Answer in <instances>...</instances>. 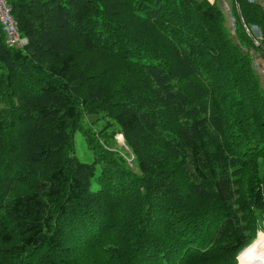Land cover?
<instances>
[{
  "label": "trees",
  "instance_id": "1",
  "mask_svg": "<svg viewBox=\"0 0 264 264\" xmlns=\"http://www.w3.org/2000/svg\"><path fill=\"white\" fill-rule=\"evenodd\" d=\"M231 1L9 0L0 264H239L264 225V0H238L246 27Z\"/></svg>",
  "mask_w": 264,
  "mask_h": 264
},
{
  "label": "rangeland",
  "instance_id": "2",
  "mask_svg": "<svg viewBox=\"0 0 264 264\" xmlns=\"http://www.w3.org/2000/svg\"><path fill=\"white\" fill-rule=\"evenodd\" d=\"M223 9H226V6L223 7V5L219 4ZM227 24L229 25L230 24V20H229V17L227 19ZM233 36H234V31H233ZM235 40H236V37H233ZM88 119V118H87ZM86 119V121H87ZM90 119H92V117H90ZM95 127V139H99L101 143L105 144L107 146V148H110V149H115V150H124L126 149V145H125V139H124V136L122 134H115L114 135V139L115 141L113 142L112 140H108L106 139V134L101 132L100 130L103 128L101 122L99 121L98 123H96L94 125ZM97 128L99 129V132L97 130ZM115 130H117V128H115ZM109 131H112V130H109ZM108 131V132H109ZM109 134H112L109 133ZM75 152H76V155L83 161V162H86V163H92L95 159V153L94 151L90 148L89 146V143L85 137V135L81 132V131H78L75 135ZM128 149V148H127ZM128 162L132 165V159L128 160ZM98 186V184L94 183L93 184V188L95 189L96 187ZM261 234V235H260ZM260 238H264V225L263 227L258 231V234H257V237L256 239L254 240V242L249 245L248 247H246L244 249V251L242 250L240 252V262L239 264H249L247 262V259H248V256L253 252V251H256L257 250V244H255L256 240L260 239ZM253 245V246H252ZM252 246V247H250ZM250 247V248H249ZM262 252V251H261ZM242 256V257H241ZM247 258V259H246ZM238 259H239V256H238Z\"/></svg>",
  "mask_w": 264,
  "mask_h": 264
},
{
  "label": "built area",
  "instance_id": "3",
  "mask_svg": "<svg viewBox=\"0 0 264 264\" xmlns=\"http://www.w3.org/2000/svg\"><path fill=\"white\" fill-rule=\"evenodd\" d=\"M0 23L3 31L6 34V41L8 45L14 47H25L28 40L22 37L18 31V20L12 13V7L9 0H0ZM234 22L231 26L234 28Z\"/></svg>",
  "mask_w": 264,
  "mask_h": 264
},
{
  "label": "bare ground",
  "instance_id": "4",
  "mask_svg": "<svg viewBox=\"0 0 264 264\" xmlns=\"http://www.w3.org/2000/svg\"><path fill=\"white\" fill-rule=\"evenodd\" d=\"M255 244H257V250L253 251L248 259L246 258L247 262L249 264H264V238L256 240Z\"/></svg>",
  "mask_w": 264,
  "mask_h": 264
},
{
  "label": "water",
  "instance_id": "5",
  "mask_svg": "<svg viewBox=\"0 0 264 264\" xmlns=\"http://www.w3.org/2000/svg\"><path fill=\"white\" fill-rule=\"evenodd\" d=\"M236 5H237V9H238V13H239V16H240V19H241V22L242 24L246 27V24H245V21H244V18H243V15L241 13V10H240V6H239V2L238 0H236ZM225 7V6H223ZM247 31L250 33V35L252 36V38L254 39V41L257 43V45H259V47L261 48V50L263 51L264 53V49L262 48V46H260L259 42L256 40V38L251 34V32L248 30V28L246 27ZM244 251V250H243ZM242 253V252H241ZM239 262H240V255H239ZM241 264V263H240Z\"/></svg>",
  "mask_w": 264,
  "mask_h": 264
},
{
  "label": "crops",
  "instance_id": "6",
  "mask_svg": "<svg viewBox=\"0 0 264 264\" xmlns=\"http://www.w3.org/2000/svg\"><path fill=\"white\" fill-rule=\"evenodd\" d=\"M211 2H217V4H221L223 6H226V9L232 7V1L231 0H210ZM220 6V5H219ZM221 7V6H220ZM222 8V7H221Z\"/></svg>",
  "mask_w": 264,
  "mask_h": 264
}]
</instances>
